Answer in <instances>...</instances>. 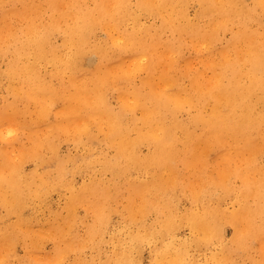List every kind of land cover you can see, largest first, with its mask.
I'll use <instances>...</instances> for the list:
<instances>
[{
    "label": "bare ground",
    "instance_id": "6f19581e",
    "mask_svg": "<svg viewBox=\"0 0 264 264\" xmlns=\"http://www.w3.org/2000/svg\"><path fill=\"white\" fill-rule=\"evenodd\" d=\"M262 155L264 0H0V264H130L165 237L155 262L187 264L224 222L230 264L264 247Z\"/></svg>",
    "mask_w": 264,
    "mask_h": 264
},
{
    "label": "rangeland",
    "instance_id": "374dc122",
    "mask_svg": "<svg viewBox=\"0 0 264 264\" xmlns=\"http://www.w3.org/2000/svg\"><path fill=\"white\" fill-rule=\"evenodd\" d=\"M192 10H193V7H191V11ZM76 148L77 147L72 142H63L60 150L62 152H66L69 149L76 150ZM81 150L83 149L80 148L79 151ZM207 157H209L213 161L217 160V156L215 152L208 153ZM259 161L264 163V155L259 157ZM25 166H27L30 169L32 168L33 165L32 163L28 162V163H25ZM77 178L80 179V175H77ZM80 181L81 180H79V182ZM234 182L236 184H239L238 179H235ZM51 203L53 204V208L55 211L57 210L58 212H61V213L64 212L63 199H60L57 195H54V197L51 199ZM222 206L224 208H227L230 211L233 209H237L238 207L233 196H227L225 201L222 203ZM42 209L46 211V217H47L48 210H49L48 207H41V210ZM75 209L78 210L79 216L86 214V208L84 205H81V204L76 205ZM118 209L120 211L123 209V204L121 202L118 203ZM30 210L31 208L27 209V211H30ZM82 218L83 217H79L78 222H81ZM87 220L89 221L91 220L90 216L87 217ZM122 220L123 219L121 218L120 213L114 212L113 214H111V222L108 223L106 227L112 229L113 222L116 224V223H120ZM48 221L45 224H48ZM78 228L81 232L84 231V226L82 224H80ZM222 231H223L222 239L214 240L209 245H205L203 247H198L196 244H192V242L190 241L189 245H186V249H187L186 252L189 255V257L195 258V262H188L187 264H215L216 257L221 254L219 250H221L222 247H225V245L232 244V239L234 235V226L229 222H224L222 225ZM178 234L182 235V237H188L190 236L191 231L189 227L184 226L178 231ZM169 239H170L169 237H165L164 239L157 240L154 243H144L142 250L133 251V256L137 257V261L133 263L131 262L130 264H157L155 262L157 252L163 250L164 245L168 243ZM58 240H62V239H58ZM52 244L53 243L49 241L43 242L41 249H39L37 252L35 251V253L37 254V256H40L41 253L43 252H51L53 248ZM262 248L264 249V247H262V243L256 240L249 246V249L237 251L232 257L230 264H254L255 261L257 260H260V261L264 260V250ZM106 249L110 251L109 253H107L108 255L113 254L110 246H107ZM26 253L27 252H26L25 247L23 245L17 244L14 249L13 259L17 261L18 258L24 256ZM68 260L69 261L72 260V257H69Z\"/></svg>",
    "mask_w": 264,
    "mask_h": 264
}]
</instances>
